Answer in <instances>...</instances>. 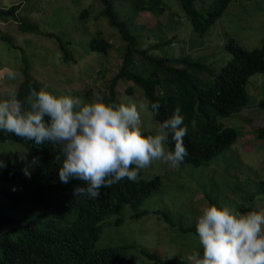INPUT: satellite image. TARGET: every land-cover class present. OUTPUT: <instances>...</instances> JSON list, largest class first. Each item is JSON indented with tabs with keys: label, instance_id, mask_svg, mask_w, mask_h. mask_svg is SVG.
<instances>
[{
	"label": "rangeland",
	"instance_id": "374dc122",
	"mask_svg": "<svg viewBox=\"0 0 264 264\" xmlns=\"http://www.w3.org/2000/svg\"><path fill=\"white\" fill-rule=\"evenodd\" d=\"M162 1L166 7L159 12L157 8L141 9L136 5L137 0H112L117 18L136 35L137 47L147 54L188 56L216 73L230 58L224 48L229 38L242 48L251 49L258 47L264 37V0H230L202 36H197L191 29L189 19L176 0ZM210 1L194 0L192 4L204 14ZM145 2L146 8L153 5L150 0ZM15 3H19L15 10L18 20L0 18V74L3 77L0 78V100L6 99L9 91H15L24 77L18 49L6 47L1 40L8 37L23 50L28 79L41 88L54 95L82 97L85 101H91L99 94L105 103H109L106 100L108 86L121 65L124 42L99 12L100 1L0 0V9ZM83 8L86 14L80 18L79 12ZM18 21L37 24L41 32H22L18 29ZM55 34L70 42L72 53L69 59H62ZM95 34H100L110 43L106 53L87 50V41ZM156 43L162 46L153 47ZM8 69L15 73V79L7 77ZM198 76L207 80L211 75L206 70H200ZM128 89L131 91L127 92ZM113 90L118 100L136 102L142 130L153 134L159 125L151 118L140 88L132 86L128 80L118 79ZM245 90L248 93L246 106L226 117L217 118L224 126L235 129L236 138L230 148L216 155L206 166L185 163L174 169L162 161H153L149 167L140 170L138 177L148 179L157 174L160 178L159 187L151 191L140 206L147 214L131 218L129 215L132 212L127 206H122L119 214H111L102 222L94 248H112L128 238L127 243L135 241L138 245L150 246L149 250L158 251L164 259L173 254L175 259L191 263L189 255L200 247L198 236L189 231L190 236H182L184 243L172 241L164 236L168 228L160 214L153 213V210L161 208L168 217L186 226L196 224L201 209L208 205L204 193L213 198L217 207L228 205L238 209L250 206L241 213L256 210L257 206L264 207V196L245 204V200L240 201L242 198L236 189L237 183L249 190L257 180L264 179V138L256 136V128L264 126V109L257 106L264 96V74L256 72L250 75ZM14 143L0 142V161L5 166L11 163L15 168L26 171L40 165L39 160L30 157ZM117 217L121 222L115 225L113 220ZM168 233L177 234L176 230ZM133 258L138 264H145L141 256Z\"/></svg>",
	"mask_w": 264,
	"mask_h": 264
},
{
	"label": "trees",
	"instance_id": "16d2710c",
	"mask_svg": "<svg viewBox=\"0 0 264 264\" xmlns=\"http://www.w3.org/2000/svg\"><path fill=\"white\" fill-rule=\"evenodd\" d=\"M99 1L101 3L99 12L124 42L121 65L110 79L106 100L109 103L121 102L116 98L113 90L117 80L121 79L128 80L132 86L140 88L146 99V106L151 118L158 125L170 118L175 108L179 107L184 117L183 126L188 128V133L184 138V146L188 155L181 164L206 166L212 158L230 148L236 138L235 129L231 126H224L217 118L226 117L246 106L248 93L245 90V85L248 77L256 72L264 74V37L258 47L251 49H244L232 38H229L224 44V48L230 54V58L215 73L200 61L190 60L188 56L173 57V55H168L163 57L145 53L144 49L137 47L136 35L126 28L122 20L117 18L113 11L112 0ZM150 1L153 5L147 8L145 0H137L136 5L141 9L157 8L159 12L163 11L164 6L166 7L162 0ZM176 1L189 19L191 29L197 36H202L230 0H211L204 14L193 7L194 0ZM18 6L19 3H15L0 9V18L10 17L17 21L15 10ZM85 14L86 9L83 8L79 12V17L83 18ZM18 29L29 33L41 32L37 24H27L22 21H18ZM51 34L53 33L46 35ZM55 38L62 52V59H69L72 53L70 42L64 41L57 35ZM1 40L6 43V47L18 49L20 53L24 77L15 92L18 99L23 101L29 95L30 89L38 91L41 87L28 79L27 59L21 46L13 44L8 37H3ZM109 46L110 43L105 38L100 34H95L87 41L86 47L89 52L96 51V53L104 54ZM161 46V43H156L153 47L160 48ZM200 70L208 71L211 75L209 79L199 77ZM130 91L131 89L127 90V92ZM156 102L160 105L158 115H154L151 109V104ZM257 106L264 109V96L257 102ZM142 131L145 135L151 134L148 130ZM256 136L264 138V126L256 128ZM3 141L15 142L30 157L39 160L40 165L26 171L15 168L11 163L0 168V179H3L7 185L15 186L13 190L7 188L8 193L18 192V198H15L17 200L0 209V214L5 216L7 214L9 220L20 223L22 227L11 231L7 228L6 223L0 224V264H15L17 257H24L28 249H36L37 245L40 249H46L49 245H53L55 248L59 245H94L101 232L102 222L109 215L118 214L122 206H127L132 212L129 215L131 218L147 214L146 210L140 206L150 195V192L160 185L158 175H152L148 179L137 177L135 181L125 178L111 187L101 189V196L95 200H77L76 202L65 200L62 203L61 199L60 203L51 196L42 204L39 194L46 192L55 194L54 189L57 187L61 189L59 186L63 184L60 180H56L59 178V166L63 159L62 156L61 160L55 159V156L60 155L59 146L48 142L37 145L34 141L23 140L0 130V142ZM166 148L174 150L171 134H169ZM53 181L58 186L53 184ZM75 181L79 183L78 180ZM81 185L84 184L81 182ZM66 187L72 188L73 184L68 183ZM236 189L242 198L240 201L245 200V204H251L250 200L264 196V179L257 180L255 186L249 190L243 189L238 183ZM204 195L208 205L214 204L212 197L205 193ZM22 202L28 204L30 215H27V211L20 207ZM249 207V205L241 206L237 210L242 211ZM152 212L160 214L168 232L176 230V235L164 232V236L169 237L172 241L184 243L182 236H190L189 231L194 232L192 235L198 236L195 230L196 224L183 226L168 217L167 212L161 208ZM113 224H119V219L115 218ZM129 240L126 238L120 245L109 249L105 248L96 253L70 246L62 261L57 260L54 264H138L133 258L138 256L142 257L145 264H150V262H154V264H188L185 261L177 260L163 261L156 250H149L150 246L138 245L135 241L129 244L127 243ZM188 247L187 245L186 248ZM199 251L202 253L201 248Z\"/></svg>",
	"mask_w": 264,
	"mask_h": 264
},
{
	"label": "clouds",
	"instance_id": "9594fccd",
	"mask_svg": "<svg viewBox=\"0 0 264 264\" xmlns=\"http://www.w3.org/2000/svg\"><path fill=\"white\" fill-rule=\"evenodd\" d=\"M7 77L16 78L11 69L7 70ZM159 107L158 102L151 104L154 115H158ZM183 125L184 117L177 107L153 134L145 135L136 102L105 103L99 94L85 101L82 97L54 95L41 88L38 91L30 89L23 101L15 91H9L7 98L0 100V130L37 145L48 142L59 146L60 155L55 156L56 160L63 157L59 178L52 177L63 184L59 186L61 189H54L55 194H39L42 204L51 196L60 203L61 199L62 203L98 199L101 189L125 178L135 181L140 170L153 161L178 168L188 155L184 146L188 128ZM169 134L174 150L166 148ZM4 166L0 161V168ZM68 183L73 187L67 188ZM53 184L57 185L54 181ZM7 188L13 190L15 186L0 179V209L17 200L18 192L9 194ZM20 207L30 215L26 202ZM116 219L121 222L120 218ZM3 223L11 231L22 228L20 223L9 220L7 214H0V224ZM195 230L200 247L189 255L191 263L188 264H264V207L257 206L256 210L241 213L228 205L209 204L201 209ZM70 246L91 253L105 249H96L94 245H59L56 248L49 245L40 249L37 245L36 249H28L24 257H17L15 264H54L62 261ZM162 259L177 260L173 254Z\"/></svg>",
	"mask_w": 264,
	"mask_h": 264
}]
</instances>
